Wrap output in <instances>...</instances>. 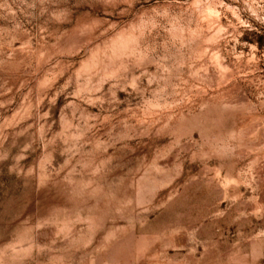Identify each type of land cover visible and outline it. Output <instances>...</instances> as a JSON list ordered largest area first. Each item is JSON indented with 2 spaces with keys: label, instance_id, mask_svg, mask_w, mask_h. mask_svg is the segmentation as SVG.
<instances>
[{
  "label": "rangeland",
  "instance_id": "1",
  "mask_svg": "<svg viewBox=\"0 0 264 264\" xmlns=\"http://www.w3.org/2000/svg\"><path fill=\"white\" fill-rule=\"evenodd\" d=\"M0 264H264V0H0Z\"/></svg>",
  "mask_w": 264,
  "mask_h": 264
}]
</instances>
